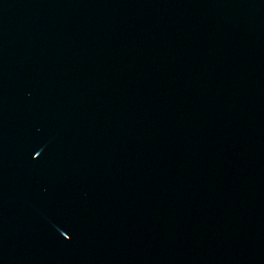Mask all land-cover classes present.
Returning <instances> with one entry per match:
<instances>
[{"label":"water","instance_id":"95a60500","mask_svg":"<svg viewBox=\"0 0 264 264\" xmlns=\"http://www.w3.org/2000/svg\"><path fill=\"white\" fill-rule=\"evenodd\" d=\"M0 264H264V0H0Z\"/></svg>","mask_w":264,"mask_h":264}]
</instances>
